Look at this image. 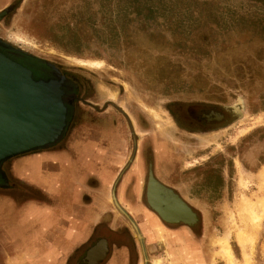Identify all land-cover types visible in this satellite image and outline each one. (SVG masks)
<instances>
[{"label": "rangeland", "instance_id": "1", "mask_svg": "<svg viewBox=\"0 0 264 264\" xmlns=\"http://www.w3.org/2000/svg\"><path fill=\"white\" fill-rule=\"evenodd\" d=\"M1 13L2 41L78 77L70 127L105 112L125 127L129 158L142 133L146 164L209 226V264H264V0H0ZM212 107L228 122L185 129L189 109Z\"/></svg>", "mask_w": 264, "mask_h": 264}, {"label": "crops", "instance_id": "2", "mask_svg": "<svg viewBox=\"0 0 264 264\" xmlns=\"http://www.w3.org/2000/svg\"><path fill=\"white\" fill-rule=\"evenodd\" d=\"M90 112L87 129L69 127L55 146L2 165L0 264H89V250L103 240L108 256L98 264H142L144 253L152 264L160 257L170 264L169 253L182 258L177 264H209L189 229L165 228L156 238L138 160L127 170L125 127L111 124L105 112Z\"/></svg>", "mask_w": 264, "mask_h": 264}, {"label": "water", "instance_id": "3", "mask_svg": "<svg viewBox=\"0 0 264 264\" xmlns=\"http://www.w3.org/2000/svg\"><path fill=\"white\" fill-rule=\"evenodd\" d=\"M76 94L77 85L58 69L24 56L0 40V181L5 180L2 165L6 161L48 149L66 136L75 116ZM154 188L180 204L187 215L191 213L179 195L157 181L151 172L147 202L163 219L180 221L185 217L170 216L167 207L156 204ZM100 247L102 256L93 257ZM107 252V242L103 240L89 250L86 259L89 264H98Z\"/></svg>", "mask_w": 264, "mask_h": 264}, {"label": "flooded vegetation", "instance_id": "4", "mask_svg": "<svg viewBox=\"0 0 264 264\" xmlns=\"http://www.w3.org/2000/svg\"><path fill=\"white\" fill-rule=\"evenodd\" d=\"M5 2V1H4ZM6 10V9H4ZM3 12V11H2ZM2 15V13L0 14V16ZM1 18V17H0ZM1 40V39H0ZM9 44V43H8ZM10 45V44H9ZM12 46V45H11ZM14 47V46H12ZM16 49H18L20 51V53H22V55L24 54L27 55V57L31 58V59H37L43 62H46L47 64L52 65L53 67H55L56 69H58L63 75H65L68 79H70L71 81H73L76 85H77V94L76 96H80L81 94V86L79 85V83L77 82L78 77H76V75L72 74H68L66 72H64L59 66L55 65L54 63L45 61L44 59H41L33 54L27 53L17 47H14ZM78 103H80V100L76 99L75 100V111L77 112L79 106L77 105ZM97 106H94L93 108L90 107V109H93L94 111H96ZM203 107L207 108V105H204ZM206 112H203L201 114H193L192 110L189 109L186 119L188 120V122L191 124L190 127H186L185 129L190 130V131H195V132H203V131H211V130H215L219 127H221V125L225 122H228V115L225 113V111L221 110L220 108L217 107H212V109L210 110H205ZM173 117L175 119V121H177V123L181 126L180 124V120H179V116L176 115L175 113L173 114ZM141 135L139 136V138L136 139V144H137V148L135 150V154L133 157L129 158V161L131 160L132 163L128 164L127 170L131 169L132 166L134 165L133 163L138 160L137 156H138V151H140V162L142 164V173L145 175L146 173L148 174V180H149V176L150 173L152 172L153 177L159 181V179L156 176L155 173V169H154V165L152 162H150L148 165L146 164V156H145V151H144V142H143V138H142V133H140ZM141 145V147L139 148V146ZM140 162L139 165H140ZM137 166V163H136ZM160 182V181H159ZM162 183V182H160ZM148 184V181H147ZM163 184V183H162ZM164 186H166L167 188L171 189L174 191L175 194L179 195V197L187 204V206L190 208V214L187 215V217L183 220L180 221H167L165 219H163L154 209H152L150 207V205L147 202V197H146V202H145V207L148 208V210H150V212L153 214L148 216L151 218H154V220H152L151 224L153 226V228L156 229L155 232V236L158 239H162L161 235L158 234L159 230H158V226L163 227V228H168V229H176V228H184L185 230L189 229L191 230V232L194 235L195 238V244L199 245V251L200 253H209L208 250V244L207 241L211 236V232L209 229L208 225H205V222H203V219L201 218V216L199 215V213L174 189H172L171 187H168L167 185L163 184ZM147 187V185H146ZM147 191V189H146ZM159 189H155V192L153 194L154 196V200L162 205L168 208V214L170 216H183V212L181 210H179L176 206H174L170 200L168 199V197L164 194H160L159 193ZM113 195V201L115 202L116 206L119 207L118 202L115 199L114 193H112ZM135 221V220H134ZM133 221V222H134ZM133 233L136 235L137 239L139 240V242L142 243V246L145 248V250H147V244L146 241L144 240V233L142 232V230H140V228L138 227V225L134 222V226L132 225L131 227ZM166 231V230H165ZM140 237L142 238V241L140 240ZM177 240V239H176ZM170 243V242H169ZM234 252V251H233ZM168 253V252H167ZM214 253V252H211ZM170 256H172V259L174 261L175 264L179 263L180 260L182 259H177V255H172L171 253H169ZM101 256V255H99ZM108 256V253L106 254V257ZM180 256V255H179ZM178 256V257H179ZM156 260H159V258H157ZM142 264H152V260L150 258V256L148 255V253H144L143 257H142ZM157 262V261H155ZM155 262H153V264H155ZM201 264V263H198ZM204 264V263H203Z\"/></svg>", "mask_w": 264, "mask_h": 264}, {"label": "bare ground", "instance_id": "5", "mask_svg": "<svg viewBox=\"0 0 264 264\" xmlns=\"http://www.w3.org/2000/svg\"><path fill=\"white\" fill-rule=\"evenodd\" d=\"M155 189H156V188L153 189V194H154V192H155ZM159 193H160V191H159ZM160 194H163V193H160ZM153 198H154V196H153ZM168 199L170 200V202H171L174 206H176L179 210H181V211L183 212V214H184L183 217L186 218V217H187V213H186V211L184 210V208H183L180 204H178L177 202H174V201L172 200V198H169V197H168ZM155 203L158 204L156 201H155ZM159 205H160V204H159ZM261 205L264 206L263 203H261ZM245 211L247 212V214L249 215V217L252 219V223L255 224V225L257 226L258 222L260 221L259 217L257 216V213H255V212L252 210L251 207H247V208L245 209ZM260 218H261V217H260ZM158 230H159V233L161 234V233L165 232L166 229L163 228V227L158 226ZM237 237H238V240H239L240 244H241L244 248L246 247V244H247L249 241H251V240L253 239L252 236L247 235L244 231H241L240 234L237 235ZM140 240L142 241V238H141V237H140ZM220 247H221V250H220L221 256L224 257V258H226V260H228V261L230 262V261H231V258H232V254H231V250H230V246H229L228 242H227V241L222 242ZM99 253H100V251H99L98 253H97V251H96V252L94 253L93 257H95V256H99ZM217 254H218V253H217ZM245 255H246V254H245ZM173 256H174V255H173ZM155 261H157L158 264H159V260H155ZM230 263H231V262H230ZM245 263H246V264H249V259H248L247 255H246V258H245ZM156 264H157V263H156Z\"/></svg>", "mask_w": 264, "mask_h": 264}, {"label": "trees", "instance_id": "6", "mask_svg": "<svg viewBox=\"0 0 264 264\" xmlns=\"http://www.w3.org/2000/svg\"><path fill=\"white\" fill-rule=\"evenodd\" d=\"M149 12L152 13V9H149ZM3 15V14H2ZM1 17V16H0Z\"/></svg>", "mask_w": 264, "mask_h": 264}]
</instances>
